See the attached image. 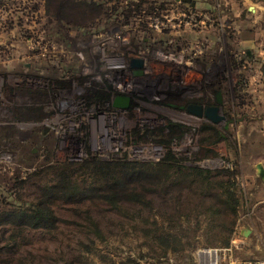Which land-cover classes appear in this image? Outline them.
<instances>
[{
  "label": "rangeland",
  "instance_id": "rangeland-1",
  "mask_svg": "<svg viewBox=\"0 0 264 264\" xmlns=\"http://www.w3.org/2000/svg\"><path fill=\"white\" fill-rule=\"evenodd\" d=\"M82 1L15 0L19 11V17H15L19 40L13 46L6 38V34L12 38L11 25L6 33H2L0 15V70L20 69L22 83L26 78L32 80L33 76L73 75L78 79L82 65L91 64L95 59L89 49L94 51L100 41H110L112 33L108 29L113 28L114 23L124 27L120 31L122 38L134 42L141 37L137 29L142 23L160 34L162 23L177 26L180 5H191L181 0H88L90 5ZM206 1L209 5L217 3V6L241 3V0ZM5 5L9 10L12 0H6ZM160 6L164 9L161 15L130 11V8L139 11ZM197 11L202 18L203 14ZM10 22L9 15L6 23ZM184 28L187 27L181 29ZM172 32L175 35L176 29L164 32V36ZM132 37L135 39L131 40ZM220 45L222 48L216 61L208 67L198 61L195 67L211 71L212 80L224 72L232 85L238 78V67L228 55L230 49L226 48L224 40ZM182 48L176 56L182 55L184 59H178L187 66L193 65L189 55L192 58L202 52L201 43L194 40H186L181 44ZM14 54H20L15 66L7 61L8 58L11 61ZM183 70L187 83L199 74L189 73L188 68ZM248 79L247 87H250L253 79ZM21 88L15 93L0 89V121L10 125V120L14 119L13 110L17 109L27 115L22 119L23 124L15 127L13 136L4 140L0 136V264H185L186 259L188 263L196 264L200 247L221 248L223 258L219 264H238L244 259L264 257V205L254 206L259 198H264V184L257 179L254 164L255 158L264 159L263 92L262 108L256 114L260 115L259 120L231 125V137L226 143L217 145L204 141L205 133L200 130L203 122H200L191 143L180 153L187 164L212 166L213 169L230 165L239 170L237 181L242 196L255 204L248 205L254 209H248L244 204L235 215L215 194L219 188L214 181L225 175L221 172L215 171L211 189L204 188L198 180L175 179L176 172L159 187L143 190L146 197L140 201L129 196V187L117 182L118 178L128 177L124 167L70 163L63 168L59 164L62 161L52 153L57 144L55 137L50 132L45 133L49 127L39 123L40 134L31 133L35 121H44L53 113L52 102L59 87L54 90L50 87L43 99ZM228 91L229 99L232 92ZM245 109L243 105L237 108L239 116H243ZM233 140L239 141V148ZM33 147L37 150L32 151ZM212 148L216 153L207 161L205 158L212 154ZM233 152H237L239 162ZM135 183L137 181L125 182L128 186ZM59 185L62 190L58 189ZM72 191L77 192L69 197ZM147 199L149 205L144 203ZM40 205H46L56 217L53 228H30L19 224L17 216L7 214L22 209L31 212ZM217 205L222 208L215 220L218 226L213 227L211 210L207 207ZM176 211L181 212L177 217L173 215ZM224 221L229 223L228 227ZM244 228L251 230L248 235H244Z\"/></svg>",
  "mask_w": 264,
  "mask_h": 264
},
{
  "label": "flooded vegetation",
  "instance_id": "flooded-vegetation-1",
  "mask_svg": "<svg viewBox=\"0 0 264 264\" xmlns=\"http://www.w3.org/2000/svg\"><path fill=\"white\" fill-rule=\"evenodd\" d=\"M195 4L180 5L177 11V26L162 23L160 36H155L153 28L149 27L138 41L132 42L130 39L122 38L123 32L120 31L124 27L114 23L115 26L113 28L110 26L108 29L112 33L110 41L108 43L100 41L94 51L89 49L95 59L91 64L82 65L78 79L73 75L40 78L33 76L32 80L26 78L22 83L20 69L13 71L7 69L0 70V89L15 93L16 89L23 87L33 96L43 99L50 87L53 90L54 87H59L54 97L55 101L52 102L53 113L44 121H35L31 126L33 131L30 130L36 135L40 134L39 123L49 127V131L44 132L46 134L50 132L55 137L57 144L52 149V153L54 157L60 159L59 161L81 163L92 157L103 160L130 159L125 154L105 155L94 149L91 150V141L99 137L105 127L110 132L122 133L127 143L163 145L166 148L163 158L170 147L180 154L191 143L198 123H215L222 128L228 125L227 104L230 102V98L227 97L228 90H231L235 99L238 97V92L246 88L249 82L244 55L233 51L230 45H226V48L230 49L228 55L240 70L237 80L232 85L229 84L228 75L224 72H220L218 79L212 80L211 71L206 69L201 71L195 67L199 64L198 61L205 67L216 61L222 48L220 44L214 50L202 44L200 54L192 58L189 55L193 65L187 66L184 61H179L182 55L177 57L176 54L183 51L180 46L187 39L180 38L173 32L164 36V32L185 26L192 28L198 26L201 17ZM163 10L160 8L156 12L161 15ZM164 53L173 56L164 57ZM134 60H141V63L135 65ZM185 68H188L189 73L193 71L194 75L199 73L196 77H192L190 83L184 78ZM137 71L141 72L136 73ZM50 80L52 81L49 84ZM218 93L222 96V102L217 100ZM119 95L129 96L127 105L114 103ZM31 103L39 104L37 101ZM193 104L202 105L201 115L191 111L190 107ZM210 105L220 106L226 119L220 123L211 121L204 114ZM13 115L14 119L10 120V125L0 121V136L3 140L13 136L15 127L22 125V119L27 116L19 109L13 110ZM36 150L37 147L32 148V151ZM82 150L84 154L81 157L74 153ZM205 160L209 161L208 158Z\"/></svg>",
  "mask_w": 264,
  "mask_h": 264
},
{
  "label": "crops",
  "instance_id": "crops-1",
  "mask_svg": "<svg viewBox=\"0 0 264 264\" xmlns=\"http://www.w3.org/2000/svg\"><path fill=\"white\" fill-rule=\"evenodd\" d=\"M194 1L196 2V9L203 14L200 24L193 28L188 26H185L187 28L184 29L178 28L175 33L178 34L180 38L187 39L189 41L194 40V42L198 41L201 43V46L204 44L206 48L212 50L216 49L220 42L224 40L225 45H230L233 51H237V53H242L244 55V62L248 67L246 70L247 77L253 79L252 86L250 85V87L241 89L238 92V97L235 99L233 97L229 99L230 102L227 104L229 115V122L227 125L228 131L231 125L239 126L244 122H251L252 119L255 121L259 120L260 115L256 116V114L262 108L260 105L263 101V99H261V92L264 93V0H241L240 5L234 6L229 5V3H226V5L223 6H217V3L209 5L206 0ZM143 10L144 9H140V12H153L149 9ZM0 15L2 17L1 25L4 33L10 29V25L12 26V38H10L8 34H6V38L12 42L13 46L16 43L18 44L19 26L15 27V17H19V11L15 4V0H12V7H10L9 10L6 8L5 1H0ZM9 15L12 18V22L6 23V20L9 19ZM204 15H208V17L205 18ZM142 24L146 25L145 23ZM143 25L137 29L138 33L141 35H144L149 28V26ZM15 29L17 33L16 38ZM155 36H160V34L155 33ZM221 36H223V39ZM180 59L182 60V57H180ZM19 60L20 54H14L11 61L9 58L7 59V61L12 63L13 66H15L14 64L16 61ZM13 70L14 69H12V71ZM238 73H240V70H238ZM256 100L259 102L256 104L257 106L254 103ZM241 105H243V108H246L245 110L247 111L243 113V116H239L240 114L237 110V108ZM223 142L226 143V140H222L218 144ZM233 143H235L237 148H239V141L233 140ZM233 153L238 158L237 152ZM259 162L264 165V159L255 158L254 164L256 165V168L257 163ZM257 174V179L264 184V178L259 175L258 169ZM250 202L245 197V207L248 209L255 204L253 201L251 204ZM248 205L251 206L249 207ZM257 205L263 206L264 198H259V201L254 206ZM251 208L254 209V207ZM260 259L264 260V257L261 256Z\"/></svg>",
  "mask_w": 264,
  "mask_h": 264
},
{
  "label": "trees",
  "instance_id": "trees-1",
  "mask_svg": "<svg viewBox=\"0 0 264 264\" xmlns=\"http://www.w3.org/2000/svg\"><path fill=\"white\" fill-rule=\"evenodd\" d=\"M4 1L6 2V0ZM87 1L88 0H84L82 1V3L90 5V3H88ZM160 8L163 7L162 6L157 8L154 7L152 11L157 13L156 11H159ZM136 10L137 8H130V11L132 12L133 11L140 12V9L139 11ZM2 33H4L3 30ZM200 130L205 133V136H203L204 141H207L212 145H217L220 141L229 139L231 135L228 131V126L222 128L217 124L210 122H203V124L200 127ZM210 151L212 152V154L210 153L208 159H211V157H213L212 155L216 153L215 152L216 149L212 148ZM226 160H229V158H226ZM105 161L108 162L105 163ZM82 163H85L86 165L94 163L95 165L102 166V168L107 167L111 164H114L113 166H120L126 168L124 172L128 175V177L125 178L124 180L118 178L117 182L121 185H125L129 187L131 189L129 191V196L133 199H137L140 201H144L143 198L146 197V194L144 193L143 190L155 189L159 187L160 184L162 185V182L164 183L165 180L172 178V175L176 172L178 173L175 179L178 178L181 180L187 179L188 181H192V182L198 180L201 181L202 186L206 189H211L212 178L214 176L215 171L217 173L221 172L226 176L224 175L222 179L214 181L215 182L214 185H216L219 188L218 191H215V194L217 193L218 197L220 198L224 206L227 205L230 211H232L235 215L239 213L240 207L244 206L245 204V195L242 196L237 181L239 170L233 168L230 165L229 166L220 165V167H225V168L213 169L212 167L206 168L198 164H187L186 159L180 156V154L175 152L171 147L169 148L166 156L160 161H136V160H130L124 158L103 160L98 157H92L87 161L76 164H82ZM233 163H236L235 160L233 161ZM59 164L63 168H66V165L70 164V162L69 163L62 162ZM104 172L106 173V170H104ZM138 178H140V180H136ZM126 181L127 182L137 181V183L128 186L125 184ZM57 187H59L58 189L60 190L63 189L61 185ZM76 192L77 191L69 192L68 196L71 197ZM144 203L149 205L150 201L147 199ZM221 208H222L221 205H217V207H212V206L207 207V209L211 210L210 217L214 221L212 224L213 227L218 226V223H216L215 220L218 218L219 211H221ZM179 211H176L177 213H173V215L177 217L178 214L180 215L181 213ZM7 214H10L11 216L14 215L17 216L19 224L21 223L22 225L28 226L30 228H42V229L53 228L57 220L56 217H54V215L46 205L45 206L40 205L31 212L22 209L21 211L15 213L12 211H8ZM186 214H188V212H186ZM224 224L227 226L229 223L224 221ZM220 230L222 231V226L220 227ZM225 239H227L226 242L228 243L227 236H225Z\"/></svg>",
  "mask_w": 264,
  "mask_h": 264
},
{
  "label": "built area",
  "instance_id": "built-area-1",
  "mask_svg": "<svg viewBox=\"0 0 264 264\" xmlns=\"http://www.w3.org/2000/svg\"><path fill=\"white\" fill-rule=\"evenodd\" d=\"M173 54L164 53V57H170ZM118 132V131H117ZM91 150L101 152L105 155L110 153L125 154L130 159L142 160V161H158L163 158L166 152V148L158 143H127L125 136L118 132H110L107 127H105L101 135L96 137L94 141H91ZM78 157H81L84 152L75 151ZM226 249H228L226 247ZM210 250L215 251L213 255H206ZM222 250L219 247H200L197 249V260L196 264H219L223 258ZM191 262L186 259L185 264H190ZM238 264H264V260L254 258V259H244L238 262Z\"/></svg>",
  "mask_w": 264,
  "mask_h": 264
},
{
  "label": "water",
  "instance_id": "water-1",
  "mask_svg": "<svg viewBox=\"0 0 264 264\" xmlns=\"http://www.w3.org/2000/svg\"><path fill=\"white\" fill-rule=\"evenodd\" d=\"M181 1H186V2H190L192 4H195L194 0H181ZM140 63H141V60H134L135 65L140 64ZM139 72H141V71H137L136 73H139ZM217 100H218V102H222V96L220 93H218ZM128 102H129V96L128 95H125V96L119 95L114 100V103L116 105H127ZM190 109H191V111H194L199 115H201L203 113L202 105L193 104L190 107ZM204 114L211 121L216 122V123H220L226 119V115L222 113V109L218 105L208 106L206 108V110L204 111ZM257 169H258L259 175L264 178V165L261 162L257 163ZM250 231H251L250 229H244L243 233H244V235H248Z\"/></svg>",
  "mask_w": 264,
  "mask_h": 264
},
{
  "label": "bare ground",
  "instance_id": "bare-ground-1",
  "mask_svg": "<svg viewBox=\"0 0 264 264\" xmlns=\"http://www.w3.org/2000/svg\"><path fill=\"white\" fill-rule=\"evenodd\" d=\"M214 253H215V251H213V250H210L209 252H207V253H206V255H208V256H209V255H213Z\"/></svg>",
  "mask_w": 264,
  "mask_h": 264
}]
</instances>
